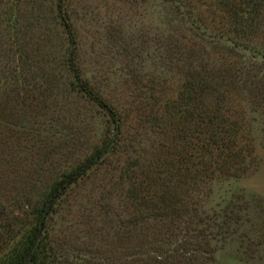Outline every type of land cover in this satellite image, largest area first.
<instances>
[{
    "label": "rangeland",
    "instance_id": "1",
    "mask_svg": "<svg viewBox=\"0 0 264 264\" xmlns=\"http://www.w3.org/2000/svg\"><path fill=\"white\" fill-rule=\"evenodd\" d=\"M56 2L10 0L0 18L11 32L18 72L0 76V264L34 226L33 212L54 182L112 137L108 117L74 88ZM220 9L217 0L62 1L76 40L77 70L117 112L122 128L114 152L55 208L47 243L62 264L72 260L71 253L115 257L134 252L137 238L117 251L114 245L103 246L111 224L103 223L101 211L107 205L113 212L125 206L132 212L125 204L122 174L129 163L156 171L178 157V124L163 108L168 99L175 100L184 77L168 70L167 53L171 48L195 58L200 50H211L178 14L201 18V31L214 35L222 25L216 17L223 14ZM254 39L263 41L256 34ZM6 63L0 58V66ZM239 103L226 107L232 109L229 118L242 126L233 150L244 151V170L236 171L237 165L232 176L216 173L186 198L210 214L228 204L247 208L237 238L212 243L218 250L211 264H264V102L253 111L248 101ZM194 137L192 146L199 143Z\"/></svg>",
    "mask_w": 264,
    "mask_h": 264
},
{
    "label": "trees",
    "instance_id": "2",
    "mask_svg": "<svg viewBox=\"0 0 264 264\" xmlns=\"http://www.w3.org/2000/svg\"><path fill=\"white\" fill-rule=\"evenodd\" d=\"M62 1L57 0L56 12L68 41L65 64L75 90L108 117L112 137L82 164L54 182L33 212L34 226L3 264H62L47 243L55 208L75 185L114 152L122 129L117 112L93 91L77 70L76 40L62 14ZM217 2L223 14L216 15L222 25L214 35L201 31L204 26L201 18H194L191 13L178 14L189 26L188 30L205 39L210 52L202 49L195 58V53H171L174 51L171 48L167 53L168 70L184 77L175 100L168 99L163 108L178 124L175 127L179 129L181 142L178 157H172L167 163L169 168L156 171L140 169L137 161L129 163L122 174L127 178L125 204L132 212H128V206L114 212L107 205L106 210L101 209L103 223L111 224L103 246L114 245L117 251L137 238L136 251H125L115 257L103 252L86 256L71 253L72 260L67 259L68 264H211L218 250L212 243L237 238L244 229L247 219L242 213L245 214L247 208L234 209L228 204L210 214L186 200L187 194L198 192L199 185L212 181L216 173L229 177L233 175L234 166L238 165L236 171L245 168L244 151L233 150L234 139L242 126L229 118L233 114L228 104L248 101L253 111L260 107V100L264 102V0ZM9 3L10 0H0V18L8 12ZM175 20L180 19L177 16ZM2 22L3 18L0 20V58L7 63L0 66V76H17L12 35ZM255 34L263 37L261 43L254 42ZM176 53L179 54L177 62L172 59ZM147 98L154 99V96ZM192 137L199 143L192 146ZM191 157L196 160L193 162ZM112 238L113 243L109 242Z\"/></svg>",
    "mask_w": 264,
    "mask_h": 264
}]
</instances>
